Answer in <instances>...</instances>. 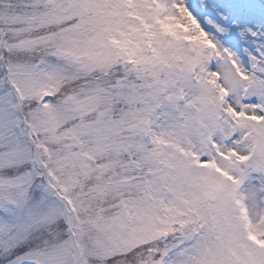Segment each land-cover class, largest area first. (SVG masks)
I'll return each instance as SVG.
<instances>
[{
  "label": "snow or ice",
  "instance_id": "6c2138e0",
  "mask_svg": "<svg viewBox=\"0 0 264 264\" xmlns=\"http://www.w3.org/2000/svg\"><path fill=\"white\" fill-rule=\"evenodd\" d=\"M0 264H264V0H0Z\"/></svg>",
  "mask_w": 264,
  "mask_h": 264
}]
</instances>
